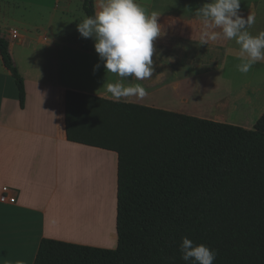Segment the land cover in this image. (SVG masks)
<instances>
[{"label": "trees", "instance_id": "1", "mask_svg": "<svg viewBox=\"0 0 264 264\" xmlns=\"http://www.w3.org/2000/svg\"><path fill=\"white\" fill-rule=\"evenodd\" d=\"M94 5L84 0L88 17ZM0 53L24 107V78L1 34ZM66 130L118 154V245L43 238L34 264H186L183 237L214 250L213 264H264V113L251 129L68 90Z\"/></svg>", "mask_w": 264, "mask_h": 264}, {"label": "crops", "instance_id": "2", "mask_svg": "<svg viewBox=\"0 0 264 264\" xmlns=\"http://www.w3.org/2000/svg\"><path fill=\"white\" fill-rule=\"evenodd\" d=\"M158 14L157 23L163 32L161 34L166 37L172 57L153 59L155 70L151 79L125 80V84H142L148 95L144 98L130 97L124 101L227 122L225 117L199 112L190 103L193 98L200 100L196 90L203 83H207V86L202 90L207 91V97L210 102L213 100L214 107L230 108L234 104L237 108L233 93H222L220 97V91H217L214 100V79L205 76L196 80L190 71L192 68L197 73L219 71L225 58L223 56L230 54L232 40L209 42L203 45L205 51L199 39L202 25L195 13ZM4 37L9 41L10 51L24 78L26 100L22 107L19 87L0 53V195L5 185H11L18 196L17 202L13 204L0 200V264H16L18 260L24 264H34L43 238L116 248L117 224L113 228L106 226L102 232L94 231L100 224V213L105 214L106 210H95L94 205L75 209L68 200L64 203L66 206L63 204L64 208L58 206L61 200L60 178L69 168L76 174H82L85 162L92 164L95 157H103L108 180L112 170L117 173L118 179L117 152L70 141L66 130L68 90L106 98H110V94L101 85L99 92H92L63 79L62 60L57 56L61 47H56L51 39L35 32L21 33L20 39H11L8 35ZM26 40L32 43L38 40L47 45L25 47ZM64 48L93 53L95 58L99 57L94 45L86 47L77 44ZM199 50L208 54L203 62V59L195 58V52ZM184 52H188V57L184 56ZM65 61L67 64L71 62ZM211 63L214 64L209 66ZM181 69L186 70L185 74L181 75ZM109 74L105 76L108 82ZM242 97H246V94L243 93ZM263 113L264 106L259 115ZM258 118L252 123H256Z\"/></svg>", "mask_w": 264, "mask_h": 264}, {"label": "rangeland", "instance_id": "3", "mask_svg": "<svg viewBox=\"0 0 264 264\" xmlns=\"http://www.w3.org/2000/svg\"><path fill=\"white\" fill-rule=\"evenodd\" d=\"M137 2L150 14L152 12L195 13V10L208 0H137ZM83 4L84 0H0V34L7 36L9 29L16 27L20 33L35 32L51 39L57 45L56 47H61L57 56L62 60L63 79L72 82L81 89L99 92L100 85L106 87L107 83L115 82L119 77L110 73L109 82L107 81L106 70L103 67V62L99 61L98 54H96L98 58H95L93 53L64 48L77 44L92 47L95 43L94 39L82 38L77 31V24L88 17ZM249 13L255 16V23L248 31L253 35L264 31V0H241L240 14L246 18ZM29 43L32 45L27 46ZM36 44H40L41 47L47 45L38 40L33 43L26 40L25 47H34ZM153 45V59L172 57L171 49L167 48L166 37L163 34L154 39ZM230 46V54L223 56L225 58H223L219 71L209 72L208 70L207 73L205 71L197 73V70L192 68L190 74L196 80L205 76L213 78L216 83L212 90L214 100L217 98L215 95L217 91H220V97L223 96L222 93H233L237 108L234 104L230 108L214 107L213 100L210 102L207 97V91L202 90L206 88L207 83H203L201 86L198 84L196 94L200 100L193 98L190 105L197 108L199 112L214 117H225V120L230 124L252 129L255 126V123L252 122L260 116V110L264 106V61L254 64L247 74H243L237 70V65L240 63V60L237 59L240 46L234 40L230 42ZM202 47L207 51L203 45ZM200 50L195 52V58L203 59V62L208 54ZM184 56L188 57V52H184ZM65 60L71 62L67 64ZM98 62L101 63V67L94 74L93 67ZM213 64L211 63L209 66ZM185 72V69H181V75ZM243 93L246 94L244 98L242 97ZM228 104H230V100ZM255 106L261 108L257 109ZM82 168V174H76L69 168L67 173L61 176V200L58 202V206L62 208L66 200L72 203L75 209L94 205L95 210H100V212L106 210L105 214L100 213V224L94 231L102 232L106 226L113 228L116 225L117 214V173L112 170L110 180H108L107 173L105 174L106 160L103 157H95L92 164L85 162ZM62 214L65 215L66 212H62Z\"/></svg>", "mask_w": 264, "mask_h": 264}, {"label": "clouds", "instance_id": "4", "mask_svg": "<svg viewBox=\"0 0 264 264\" xmlns=\"http://www.w3.org/2000/svg\"><path fill=\"white\" fill-rule=\"evenodd\" d=\"M95 14L77 24L82 38L94 39V48L103 62L106 73L119 79L109 82L106 91L114 101L148 95L140 83L125 84V78L137 81L151 79L154 73L153 41L160 34L157 18L160 14H148L137 0H95ZM241 0H208L195 10L202 29L200 44L219 40H234L238 44L237 70L247 74L252 66L264 61V31L256 35L248 29L255 23L251 13L245 18L240 14ZM98 62L93 73L101 67ZM181 258L186 264H213L217 253L205 244H196L188 237L182 238ZM16 264H24L22 260Z\"/></svg>", "mask_w": 264, "mask_h": 264}, {"label": "built area", "instance_id": "5", "mask_svg": "<svg viewBox=\"0 0 264 264\" xmlns=\"http://www.w3.org/2000/svg\"><path fill=\"white\" fill-rule=\"evenodd\" d=\"M8 36L11 39H20L21 33L17 28H11L8 31ZM0 200L4 203H11V204L16 203L18 200V196L14 191V187L11 185H5L2 189Z\"/></svg>", "mask_w": 264, "mask_h": 264}]
</instances>
